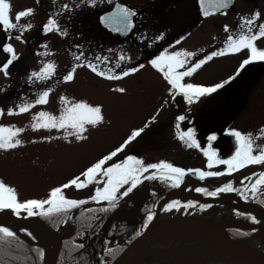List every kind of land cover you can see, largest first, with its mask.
Here are the masks:
<instances>
[{
  "label": "rangeland",
  "instance_id": "rangeland-1",
  "mask_svg": "<svg viewBox=\"0 0 264 264\" xmlns=\"http://www.w3.org/2000/svg\"><path fill=\"white\" fill-rule=\"evenodd\" d=\"M7 2L10 5L9 19L13 24L18 25L15 19L16 13L29 7L33 9L32 14H40L38 18L41 21L47 17L45 12L34 13L36 10L35 0H7ZM187 4L184 2L182 6L181 3L178 8L184 10L188 8ZM235 8L241 9L242 12L246 11L243 16L248 18L253 12L259 11L261 16L258 17L257 25L264 22V0H238ZM31 15L20 19L25 24L32 25L22 33L23 40L20 43L15 39L16 35H21L19 27L4 30L0 26V66L8 59V54L2 51V43L11 44L18 57L9 66L7 76L3 71H0V88L4 89L0 92V126L23 129L16 137L22 141L20 146L7 151L0 150V181L13 187L20 201L34 198L46 199L51 188L60 186L69 179L78 176L92 163L118 147L132 130L143 128L145 124H148V127L144 128L140 137L135 138L116 157L106 162L105 167L113 162L123 160L127 155H135L145 164L164 160L185 169L191 167L205 170L207 161L203 158L202 149L208 147L209 143L221 158H228L234 152L235 139L230 135L231 130L251 133L255 144L264 145V131L261 130L264 128V82L255 87L259 91L249 93L247 102L241 110H238L239 112L232 110L230 113L229 108L223 110L222 116L225 114L228 117L224 115L221 121H218V118L213 119L211 115L213 108L210 104L215 95L201 97L191 105L183 103L178 95L173 101L167 91L169 85L163 79L162 74L153 69L149 63L128 77L108 80L97 76L83 62L77 61L79 66L74 71L73 80L65 82L62 77L69 70L71 63L75 61V56L80 53V49L65 50L53 49L49 46L40 47L42 44L37 32L39 22L36 21L35 16ZM240 17L232 15L217 18L214 22L212 20L199 22L196 28V58L208 54L205 49H209L212 41L205 37V31L212 24V27L216 29L224 25L233 26V24H239ZM84 24H86V20ZM9 35L10 39L7 38ZM24 40H26L25 43ZM256 45L259 48H264V41L256 42ZM201 49L203 51H200ZM179 50L193 51L194 48L192 45L181 43L169 52ZM83 51L87 59L96 60L95 58L101 50L87 48ZM135 56V52L131 49H111L106 50L103 61L107 63L111 71L119 72L127 67L135 66L133 63ZM195 61L196 59H190L189 64L185 67ZM239 61V58L229 59L225 55L215 57L206 62L191 77L183 78L182 82L203 85L218 83L227 76L228 68H223L222 65L233 62V65L237 66ZM48 62L54 64L53 75L45 81H37L33 78L29 83L30 73L39 71ZM117 64L120 65L119 68L116 67ZM100 68L103 69L101 65ZM39 82L41 84L38 85ZM117 87H124L125 93L114 91ZM47 88L51 89L47 102L35 104L39 93ZM61 95L66 97L69 104L83 100L92 106L100 105L102 107L103 123L96 128L86 126L88 129L85 133L86 140L77 142L74 138H69L68 141H65L62 138V130L32 129V117L37 112L47 111L52 115H59L63 107L59 100ZM24 102H28L32 106L26 112L19 113L17 105ZM10 107L14 110L13 114L7 112ZM158 109L159 111H157ZM182 111L183 113H181ZM180 115L185 116V120L181 121L183 124H180V130L192 128L200 148L187 147L176 138L174 122ZM153 117H155L154 120ZM222 132L225 135L222 136ZM212 134H215L216 139L209 142L207 138ZM157 135L162 139L156 143L154 148H158V152L154 149L153 152L147 151L149 149L147 146H150V143L155 144L154 141L159 140L156 139ZM43 137H52V139H43ZM222 137H227L228 141ZM230 143H234V146L230 147ZM230 148L231 151H228ZM93 187L94 185H89L88 189H93ZM146 191L147 187L139 190L132 198L135 202L131 205H135L141 200L146 195ZM64 194L67 198L80 199L85 197L88 192L70 186L64 191ZM148 202L149 200L143 205ZM215 212L216 210L211 213ZM215 215L225 216L218 212Z\"/></svg>",
  "mask_w": 264,
  "mask_h": 264
},
{
  "label": "snow or ice",
  "instance_id": "snow-or-ice-1",
  "mask_svg": "<svg viewBox=\"0 0 264 264\" xmlns=\"http://www.w3.org/2000/svg\"><path fill=\"white\" fill-rule=\"evenodd\" d=\"M39 3V0H37ZM95 0H88L89 4H93ZM230 0H198L199 11L202 17H208L211 13H215L218 10H227ZM207 5L208 7H205ZM67 5L64 8L67 9ZM211 11H210V10ZM10 5L7 0H0V26L4 30H10L19 27L21 35H16L15 39L22 41V33L32 27L31 24L17 25L10 22L9 19ZM33 13L32 8H25L24 10L16 13L15 19L17 22L21 18L28 17ZM224 14V13H222ZM137 15L136 11L125 7L124 5L117 4L111 12L105 13L100 17V22L111 28L113 32H126L133 27V17ZM260 13L258 11L253 12L251 17L241 16L239 18V31L231 32L227 25L223 26V30L229 33L221 42L220 47L211 50L208 54L202 58L197 59L190 66L189 60L195 55L191 51L179 50L169 52L167 49L162 50L154 58L150 59L148 63L153 69L162 74L163 79L170 86L167 91L172 96L173 101L177 95H182L183 100L191 105L194 101L201 97L209 96L212 93H216L218 89L224 87L229 81L234 79V76H229L227 79L212 84L210 86H204L195 83H184L183 78L191 77L198 69H200L206 62L211 61L215 57H221L227 54H235L242 49L247 50V57L241 61L239 67L236 70V74L241 69L245 68L250 62L264 61V48H259L256 45V41L264 37V22L257 25V20ZM254 29H258L254 31ZM58 31L61 35L64 32L61 31V26L50 15L46 23L42 25L41 35H47L51 31ZM7 38H11L9 35ZM158 36L156 39H160ZM184 37L181 36L180 40ZM215 39V37H214ZM179 43V40L174 41ZM44 47V45H40ZM77 49L79 46H75ZM3 53L8 54L6 62L0 66V71L4 72V75H8V68L18 59L13 51L11 44L5 42L2 45ZM200 51H203L201 49ZM97 61L100 57L95 58ZM123 59V57H121ZM75 61L87 63V67L99 77L106 78L108 80H119L121 78L128 77L130 74L136 73L144 65L127 67L119 72L111 70H103L100 68L99 63H94L91 59H87L83 53H79L75 56ZM79 65L73 63L70 70L66 75L62 77L65 82L72 81L74 78V71ZM120 67L119 64L116 66ZM54 64L52 62L45 63L39 71H33L30 73L28 80L32 82L33 78L37 81L48 80L53 75ZM183 69V70H181ZM235 75V74H234ZM4 89L0 88V92ZM50 88L43 90L39 93L38 98L35 100V104H45L47 97L49 96ZM114 91L118 93H125L124 87H117ZM59 100L62 102L63 107L59 115H52L47 111H39L33 117V123L31 127L36 129H56L63 131V139L68 141L69 138H74L75 141L80 142L87 139L85 133L87 132L86 126L96 128L103 123L102 107L100 105L92 106L89 103L81 100L75 103L69 104V101L65 96L61 95ZM32 105L28 102L18 104L17 109L19 113L26 112ZM13 108H8L7 112L13 114ZM159 111V109L157 110ZM153 120L155 117L152 118ZM185 120V116L180 115L176 117V138L190 148H200V144L197 142L195 132L192 128L187 130H180V122ZM148 124H145L143 128L134 129L130 135L127 136L123 142L92 163L86 169H84L78 176L69 179L66 183L53 187L49 190L46 199H26L20 201L18 199L16 190L0 181V212L4 210H10L9 214L16 218H23L22 214H26L27 217L41 216L44 218H50L54 213L67 212L73 208L84 205L85 199H73L67 198L63 192L64 189H68L70 186H74L75 189H84L89 185L102 184V187H96L94 194L86 198L92 202H106L107 208L101 207L98 209L100 212H107L119 207V203L129 194L133 193L134 189H137L144 180H159L171 188H178L184 182L186 175H194L197 179L203 181L206 178L221 177L231 175L240 169H244L250 165H264V145H257L252 139L251 133H242L239 130H231L230 135L235 139V150L228 158H221L218 156L216 149L209 146L202 149L204 157H206V168L211 169L215 165H224L223 172L185 169L182 167L174 166L170 162L160 160L156 163H147L138 158L135 155H127L123 160L113 162L105 167L106 162L111 161L113 157H116L118 153L125 149V146L139 137L144 128H147ZM264 131V128L261 129ZM22 128H14L0 126V150H11L22 144L21 139L16 138L17 135L22 132ZM43 139H52V137H43ZM216 139L215 134L209 135L207 140L209 142ZM152 170V171H149ZM83 177V179H80ZM248 181L249 183H244ZM243 187L236 189L233 187L231 180H227L221 186L216 187L214 190H209L206 187H195L196 193L203 194L206 197H216L219 193L238 192L242 199H248V191H251L252 197L255 198L261 192H264V170L252 172L250 175H246L241 181ZM127 186V187H124ZM123 188V191L121 189ZM264 204V200L261 201ZM195 202L188 200L183 205L179 200H172L163 206L164 211H170L172 209H178L183 206L185 209L193 207ZM47 206V207H45ZM209 207L207 204H199L200 209ZM154 218V213L149 211L143 220L142 228H147L150 222ZM255 221V217H250ZM59 223L62 221H54ZM91 225H89L90 227ZM20 232H25L27 235L32 236V233L27 229L21 228ZM141 230L135 231V236L139 237ZM16 237V232L9 226L0 223V240L6 238ZM78 248H83L84 245H77ZM39 255H43V251L36 249ZM111 252L110 249L107 250Z\"/></svg>",
  "mask_w": 264,
  "mask_h": 264
},
{
  "label": "flooded vegetation",
  "instance_id": "flooded-vegetation-1",
  "mask_svg": "<svg viewBox=\"0 0 264 264\" xmlns=\"http://www.w3.org/2000/svg\"><path fill=\"white\" fill-rule=\"evenodd\" d=\"M184 2L188 3V8L179 9L180 4L182 3L183 6ZM237 2L238 0H235V5L225 15L209 19L201 18L196 10V0H95L93 4H89L88 0H39V3L35 0L36 10L34 13L45 12L47 17L41 21L38 18L40 14L32 15L39 22L37 32L40 42L44 46L65 50L77 49L75 46H79L78 49L83 54V49L99 48L104 50L102 55L106 54V49H131L136 54V64H147L160 51L165 49L169 51L181 43L192 45L194 50L191 52L195 55L191 60L196 59L198 23L205 20L214 22L218 17L245 15L246 11L242 12L241 9L235 8ZM117 4L129 7L137 13L133 17V27L126 32H113L111 28L100 22V17L111 12ZM64 5L68 6L67 9L64 8ZM50 15L61 26V31L64 32L63 36L55 30L47 35H41L42 25L47 22ZM85 20L86 24H84ZM21 23L25 24L24 21H19L18 25ZM212 25L205 31V37L212 41L210 50L222 46L221 42L229 34L223 30V26L216 29ZM227 26L231 32L239 31V24ZM158 36L161 37L159 40L156 39ZM181 36L184 37L182 40H180ZM177 40L179 43H174ZM262 41H264V37L259 38L256 42ZM225 56L234 60L239 58L240 61L237 66L233 65V62L222 65L223 68H228V71L227 76L221 81L229 76H234V79L223 88L218 89L217 91L220 90V93L211 100L210 105L213 108L211 115L213 119L218 118V121L222 120L225 115L222 116V111L226 108H229L230 113L232 110H241L247 102L249 93L259 91L255 87L264 82V61L250 62L236 74L241 61L247 57L246 49ZM83 64L87 66L86 61Z\"/></svg>",
  "mask_w": 264,
  "mask_h": 264
},
{
  "label": "water",
  "instance_id": "water-1",
  "mask_svg": "<svg viewBox=\"0 0 264 264\" xmlns=\"http://www.w3.org/2000/svg\"><path fill=\"white\" fill-rule=\"evenodd\" d=\"M234 0H230L229 7L233 4ZM197 7L199 9V3L197 0ZM205 7H208L205 5ZM210 10V9H209ZM211 11V10H210ZM226 10H218L215 13H211L209 16L221 14ZM208 16V17H209ZM264 170V165H255L253 167L247 169H240L236 172L231 173V175L223 176L224 178L228 176L244 178L246 175H250L252 172H260ZM152 171V170H149ZM194 175H186L184 180L191 179L194 185H198L201 187H206L209 189H215L221 185L212 186L210 180H199ZM187 178V179H186ZM218 179L219 177H212ZM144 180L142 184L145 182ZM235 182V180H232ZM227 181L223 182L226 183ZM141 184V185H142ZM139 185V186H141ZM138 186V187H139ZM136 189H134L135 191ZM133 191V192H134ZM172 191L165 196V200L170 199L172 197H176ZM132 194V193H131ZM129 194V196L131 195ZM128 196V197H129ZM128 197H125L120 202L126 200ZM181 197V196H179ZM198 200H202L208 203H217V204H228L231 208L241 209L244 211H248L255 216H258L259 213L252 209L248 205L232 203L228 201H219L215 199H206V198H196ZM221 204V205H222ZM98 206H107L106 202H93L88 205H85L81 208H78L70 213L67 223L69 224V229L65 232H55L53 229L48 227L44 222H42L36 216L27 217L26 214H22V216H26L29 220H33L34 222L29 224H19L12 220L11 215L9 214L10 210H4L0 212V223H3L10 228H12L16 233L19 234V230L21 228L27 229L34 236L38 237V234H42L45 237L47 236L49 240H51L54 245L53 250L44 244L39 238H37L36 245L40 246L47 257V264H56V260L58 257L59 250L61 248V243L63 240L71 237L76 229V215L84 209ZM5 215L8 219H2L1 216ZM112 220L107 221L102 230H105ZM246 227H245V226ZM237 228V229H255L257 231L263 230L264 226L261 225H250L247 223L240 224H231L220 222L217 220H213L207 216L202 215H175L169 216L159 221H155L150 223L147 228L141 233V235L136 238L122 253L121 255L112 263V264H136L142 257L148 255L151 250V246L157 242H164L166 240H171L172 238L180 239L179 237L185 234L182 237V240H188L196 243V241H200L201 245L196 249L187 252V256L191 258V260L184 264H204L210 262H220L226 261L229 264H264V257L260 252L256 250L249 249L242 244V241H234L229 234V230ZM256 235H254L255 237Z\"/></svg>",
  "mask_w": 264,
  "mask_h": 264
},
{
  "label": "trees",
  "instance_id": "trees-1",
  "mask_svg": "<svg viewBox=\"0 0 264 264\" xmlns=\"http://www.w3.org/2000/svg\"><path fill=\"white\" fill-rule=\"evenodd\" d=\"M164 192H166V189L156 193L155 196L158 197ZM85 200V203L90 202V200ZM143 206V203H136L127 209V215L121 214L123 210L120 213L116 211V215L120 217L111 225L110 231L102 234L99 229L103 220L108 217L107 213L110 215L114 214L111 210L104 213L98 211L99 208H95L91 211L87 210L79 214L77 217V232L71 239L63 243V247L59 254L60 260L64 261L63 264H100L104 259V254H100L101 249L99 247L105 244L108 235L116 233L123 236L125 244L122 248H118L119 250L116 249V251H113V253L109 255V259L113 260L122 252L125 245L134 239L135 231L138 230L140 228L139 226L142 224V212L148 210L147 204ZM73 209L69 210L67 214L54 213L50 218L40 217L48 225L57 230ZM58 220L62 222H54ZM89 225L91 226L89 227ZM231 233L234 238H238L244 234L237 230H232ZM80 244H83L84 247H76ZM36 249L41 250L39 247L24 243L17 236L14 238L2 239L0 240V264H40L38 258H40L41 255L38 254Z\"/></svg>",
  "mask_w": 264,
  "mask_h": 264
},
{
  "label": "bare ground",
  "instance_id": "bare-ground-1",
  "mask_svg": "<svg viewBox=\"0 0 264 264\" xmlns=\"http://www.w3.org/2000/svg\"><path fill=\"white\" fill-rule=\"evenodd\" d=\"M219 91H217V92H219ZM216 93H214L213 95H216ZM231 179L235 180V182H232L233 186H235V187L243 186L241 184V181L243 180V178H239L237 180V177H233V176L226 177V181L227 180H231ZM186 183L190 184V183H193V181L191 179H188L187 181H185L184 184H186ZM208 183H211L212 186H216V185L220 184V183H218V181H211V182H208ZM244 183H249V182L248 181H244ZM195 199H196V197H195ZM215 200L225 201V202L228 201V202L235 203V201L233 199V196H219ZM164 204H166V202L165 203L164 202L161 203L160 206L155 208V210L153 211V213L155 214L154 218H153L154 220L151 223H153L155 221L162 220V219L167 218V217L172 215V214H169V213H171L174 209H172L170 211H164L163 210ZM213 204L214 205L212 206V209L219 207L222 203H220V204L213 203ZM222 205L224 206L226 211L231 209V207L228 204H222ZM194 206L196 207V205H194ZM212 209L209 210L207 213L202 214V216H207V217H209V218H211L213 220H217V221H220V222H225V223L230 222L231 223V221H232L231 218L232 217L230 218L227 215L221 216V217L220 216L217 217V216H215V214L218 212V210H216L215 213H211V211H215V210H212ZM252 209L256 210L255 208H252ZM167 214H169V215H167ZM5 215H10V214H5ZM5 215H2L1 218L2 219H8V217L5 216ZM11 218L14 221H18V219L15 218V217H11ZM27 219L28 218L26 216H23V218H20L19 222H17V223H19V224H29V223H31L32 224V222H34L31 219H29V220H27ZM238 224H240V223H238ZM261 224H262V222H260L258 225H261ZM243 230H247L248 231L249 229L247 228V229H243ZM38 235L40 237H45L42 234H38ZM184 235L185 234L181 235L179 237L180 239H176V240H168V241H164V242H160V241L155 242L151 246L152 248L150 250V252H153V253L145 255L136 264H184V263L189 262L191 260V258L189 256H187V252L191 251V250H193L195 248L197 249L201 245V242L197 240L196 243H194L192 241L182 240V237ZM242 244L245 247L249 248V249L256 250L258 252L260 251L261 255L264 257V251L261 252L262 249H260V250L257 249L259 246L264 245V229L259 231L257 236L242 241ZM263 249H264V247H263Z\"/></svg>",
  "mask_w": 264,
  "mask_h": 264
}]
</instances>
